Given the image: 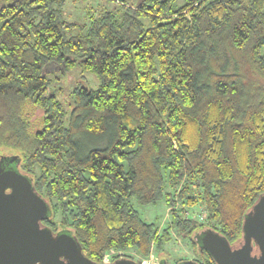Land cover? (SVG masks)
<instances>
[{
    "label": "trees",
    "instance_id": "16d2710c",
    "mask_svg": "<svg viewBox=\"0 0 264 264\" xmlns=\"http://www.w3.org/2000/svg\"><path fill=\"white\" fill-rule=\"evenodd\" d=\"M109 1L78 25L66 0H0V157L96 263L170 255L179 237L216 264L196 234L237 245L264 193V0ZM73 69L99 85L74 86L68 114L48 73ZM158 200L161 228L135 208Z\"/></svg>",
    "mask_w": 264,
    "mask_h": 264
},
{
    "label": "water",
    "instance_id": "95a60500",
    "mask_svg": "<svg viewBox=\"0 0 264 264\" xmlns=\"http://www.w3.org/2000/svg\"><path fill=\"white\" fill-rule=\"evenodd\" d=\"M18 162L16 155L0 157V264H139L123 256L96 263L69 230L45 225L50 207ZM241 229L237 245L211 228L197 233L195 240L216 264H264V193L244 215ZM178 264L199 263L191 258Z\"/></svg>",
    "mask_w": 264,
    "mask_h": 264
},
{
    "label": "rangeland",
    "instance_id": "374dc122",
    "mask_svg": "<svg viewBox=\"0 0 264 264\" xmlns=\"http://www.w3.org/2000/svg\"><path fill=\"white\" fill-rule=\"evenodd\" d=\"M186 3V0H173V8H178L180 6H183ZM101 5H106L107 7H112L114 5L113 1L109 0H66L65 5L63 6V14L64 18L71 20L78 25H81L83 23L87 22V16L88 11L93 10V8H99ZM79 28L75 27L73 30V33H78ZM79 69H73L68 74L63 75L62 73L56 71V70H50L48 73L49 80L51 81V85L53 87H59L58 90H56V96L60 101L63 103V106L66 110V112L69 114L70 110L72 108V101H71V90L74 86L78 84H83L91 88H96L99 85L98 78L91 72H83L79 73ZM82 145L85 147L87 144L82 143ZM82 151H84V148H82ZM135 208L137 209L138 213L142 218H144L148 222H154L159 225L161 228L168 222L169 219V210L168 207L165 205V203L161 200L156 201L155 203L150 204H135ZM197 210L198 208L193 207L190 208V211ZM197 212V211H194ZM191 214V212H190ZM199 215L202 216V219L204 218L205 211L202 209L199 210ZM164 247H167L164 245ZM167 251L170 255H166L168 258L169 264H176V259H195L197 252L195 249H192L190 244L183 239H180L177 237V239L172 242L170 246H168ZM118 256H124L129 255L131 253L127 252H119ZM114 254H116L114 252ZM113 255L109 258L108 262H111L113 259ZM161 254H157L155 252H151L148 257L142 258L139 256H134V259L139 264H142L143 261H145V264H152L153 262L156 264L160 261L162 256ZM151 257H153L151 260H149ZM118 258V257H117ZM147 260V261H146ZM104 262V259L102 260Z\"/></svg>",
    "mask_w": 264,
    "mask_h": 264
},
{
    "label": "built area",
    "instance_id": "2783aa9c",
    "mask_svg": "<svg viewBox=\"0 0 264 264\" xmlns=\"http://www.w3.org/2000/svg\"><path fill=\"white\" fill-rule=\"evenodd\" d=\"M112 253H113V251H110V252H108V253L105 254V256L103 258L104 259V262H108L109 261V258L111 257ZM118 254H120V253L118 252ZM118 257H120V256H118ZM152 258L153 257H151L149 260H151ZM144 262L145 261H143L142 264H145ZM152 264H156V262L155 263L153 262Z\"/></svg>",
    "mask_w": 264,
    "mask_h": 264
}]
</instances>
